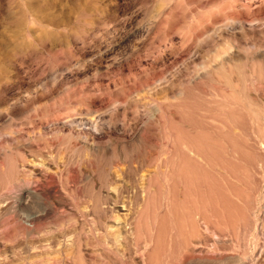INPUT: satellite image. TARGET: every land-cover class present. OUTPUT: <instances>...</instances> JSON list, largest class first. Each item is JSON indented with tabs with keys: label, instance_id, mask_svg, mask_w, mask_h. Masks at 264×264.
I'll return each mask as SVG.
<instances>
[{
	"label": "rangeland",
	"instance_id": "obj_1",
	"mask_svg": "<svg viewBox=\"0 0 264 264\" xmlns=\"http://www.w3.org/2000/svg\"><path fill=\"white\" fill-rule=\"evenodd\" d=\"M263 147L264 0H0V264H145L180 222L175 264H264ZM181 159L207 184L176 219Z\"/></svg>",
	"mask_w": 264,
	"mask_h": 264
},
{
	"label": "bare ground",
	"instance_id": "obj_2",
	"mask_svg": "<svg viewBox=\"0 0 264 264\" xmlns=\"http://www.w3.org/2000/svg\"><path fill=\"white\" fill-rule=\"evenodd\" d=\"M249 0H247V2H248ZM252 1V0H251ZM247 5V4H246ZM249 5V4H248ZM38 111V110H37ZM253 112V111H252ZM38 114V113H37ZM58 115V114H57ZM55 116V115H54ZM256 120V119H255ZM93 121V120H92ZM92 121H90V122H87V124L89 125V126H91V127H93L94 129H99L98 128V125H97V123H94V121L92 122ZM96 122V121H95ZM88 126V127H89ZM100 127V126H99ZM86 140H87V137H84ZM197 138V137H196ZM205 138V137H204ZM203 139V138H202ZM181 141V140H180ZM218 141V140H217ZM212 142V141H211ZM217 143V142H216ZM262 143V142H261ZM223 144V143H222ZM192 147V146H191ZM264 148V147H263ZM193 151H194V154H195V157L194 158H196V159H198L200 162L201 161H204L205 160V158H204V152H203V146L201 145V146H199V147H197V148H194L193 147ZM174 151V150H173ZM171 153V152H170ZM169 153V154H170ZM173 153V155H174V152H172ZM211 153V152H210ZM206 156V155H205ZM180 158H182V157H180ZM35 159V158H34ZM171 159H172V157H169V158H165L164 159V162L165 163H167V162H174L173 161V159H172V161H171ZM186 159V158H185ZM185 159H181V161H179V164L177 165V167H176V165H174V164H172V165H170L171 167L169 168V170L167 171L168 172V176H167V178H168V180H166V181H169V184H173V185H171L172 186V190H174L175 191V186L177 185L176 183H179V182H181V187H182V193H181V199H177V196H175L174 197V211H175V213H177V216H176V219H178L179 218V216L178 215H180V211H181V209H185L186 208V203H187V201L188 200H190V199H188V197H190L189 196V194H190V189H191V184H197V187H198V190L200 189V187H201V184L203 185V184H207L205 181V173H204V168H203V164L202 163H199L200 165L199 166H197V172L195 173H191V171H190V169L187 167V162L185 161ZM180 160V159H179ZM207 160V159H206ZM20 161V160H19ZM27 161V160H26ZM35 161V160H34ZM28 162V161H27ZM32 162V161H31ZM41 162V161H40ZM207 162V161H206ZM261 162V161H260ZM32 164V163H31ZM34 164V163H33ZM177 164V163H176ZM41 165V164H40ZM168 166V165H167ZM195 166V165H194ZM35 168V167H34ZM163 168H165L164 166H163ZM166 169H164V171H165ZM42 171V170H41ZM43 172H44V170H43ZM149 172V171H148ZM193 172V171H192ZM50 173V172H49ZM149 173H151V172H149ZM166 173V172H165ZM47 174V173H46ZM148 174V173H147ZM145 175L144 176V174H143V177H140V178H142L141 179V181H143V184H148L147 185V187H146V189L145 190H143V192H144V195H143V200H144V202L145 203H147V202H149L150 200H151V192L153 191H151L150 190V184H154L153 183V175ZM152 174V173H151ZM210 174V173H209ZM49 175V174H48ZM192 175H195L194 177H192ZM47 176V175H46ZM137 174H134L133 176H131V180H132V184H137V182H138V178H137ZM141 176V175H140ZM119 177V176H118ZM15 178V177H14ZM26 178V177H25ZM27 179H29V178H27ZM47 179V178H46ZM46 179H44V181L46 180ZM24 180V179H23ZM140 180V179H139ZM20 181H21V179H20ZM35 181V180H34ZM26 182V181H25ZM39 182V181H38ZM47 182V181H46ZM13 183H14V181H13ZM28 183H29V181H28ZM27 183V184H28ZM32 183V182H31ZM12 184V183H11ZM30 184V183H29ZM41 184V183H40ZM27 186V185H26ZM35 186H37V185H35ZM34 187V186H33ZM153 188V187H152ZM33 189V188H32ZM31 189V190H32ZM124 189V188H123ZM138 189V188H137ZM166 189V188H165ZM179 189V188H178ZM35 190V189H34ZM120 190V189H119ZM118 190V191H119ZM129 190V189H128ZM133 190V189H132ZM155 190V189H154ZM171 190V189H170ZM192 190V189H191ZM168 191V190H167ZM202 190L200 189V191H196V197L197 198H199V200H203V194H202V192H201ZM204 191V190H203ZM55 192V191H54ZM117 192V191H116ZM153 193V192H152ZM171 193L173 194V192L171 191ZM29 194V193H28ZM31 194V193H30ZM126 194V193H125ZM31 195H33V194H31ZM30 195V196H31ZM35 195V194H34ZM116 195V194H115ZM171 195V194H170ZM169 195V196H170ZM245 195V194H244ZM164 196V195H163ZM26 197H28V196H26ZM33 197V196H32ZM35 197V196H34ZM117 197V196H116ZM24 200V199H23ZM115 200V199H114ZM113 200V201H114ZM122 200H123V198H122ZM165 200V199H164ZM169 200H170V197H169ZM119 201V200H118ZM192 201V200H191ZM243 201V200H242ZM21 202V201H20ZM27 202V201H26ZM25 201L24 202H22V204L23 205H26L25 203H26ZM29 202V201H28ZM34 202V201H33ZM126 202V201H125ZM144 203V204H145ZM30 204V203H29ZM123 204H124V201H123ZM126 204H129V203H127L126 202ZM150 204V203H149ZM18 205V204H17ZM113 205V204H112ZM147 206V205H146ZM194 206V205H193ZM17 207V206H16ZM116 207V206H115ZM258 207V206H257ZM256 207V208H257ZM119 208H120V210L123 212V215L126 217V218H128V220L129 221H131V220H135V222H134V224L137 222V220L135 219V217L133 218L132 217V215H131V211L132 210H129L128 208H127V206L124 204V205H121V206H119ZM226 208V207H225ZM106 209V208H105ZM110 209V208H109ZM189 209V208H188ZM147 210V209H146ZM200 210V209H199ZM203 210V209H202ZM118 211V210H117ZM179 211V212H178ZM201 211V210H200ZM163 213H164V211H163ZM185 213V212H184ZM198 213V212H197ZM122 214V213H121ZM141 214V213H140ZM203 214V213H202ZM227 214V213H226ZM138 215V214H137ZM164 215V214H163ZM200 215V217H202L203 218V216H201V213L199 212V214H198V216ZM119 216V215H118ZM135 216V215H134ZM261 216V215H260ZM124 217V218H125ZM178 217V218H177ZM197 217V216H196ZM199 217V218H200ZM99 218V217H98ZM104 218V217H103ZM199 218H197V219H199ZM139 219V218H138ZM141 219V218H140ZM143 219H145V218H143ZM34 220V219H33ZM119 220V219H118ZM121 220V219H120ZM127 220V221H128ZM179 220H181V218L179 219ZM200 221H201V223H202V219H199ZM230 220V219H229ZM117 221V220H116ZM122 221H124V219L122 220ZM126 221V222H127ZM129 221H128V224H129ZM182 221V220H181ZM200 221H199V223H200ZM103 222H105L104 220H103ZM120 222V221H119ZM118 222V223H119ZM125 222V221H124ZM124 222H120V223H124ZM126 222H125V224H119L120 226V231H121V235L124 237V236H127L128 234H130V231H128L127 230V228H126ZM142 222H143V220H142ZM161 222V221H160ZM159 222V223H160ZM242 222V221H241ZM139 223V222H138ZM162 224H163V222H161ZM179 223V222H178ZM210 223V222H209ZM260 223V222H259ZM114 224H115V222H114ZM137 224V223H136ZM158 224V223H157ZM180 227H178V229H176L174 232H172V233H170V232H167V233H165V232H163L164 230L162 229H160V230H158V232H157V234H156V236L154 237V239L152 240L153 242H151V244H152V246H148V245H150V243L147 245L148 247H145V252H144V256H145V264H163V263H165V264H175V260H176V253H175V251L173 250V251H170L171 253H167L166 251V249L164 248V243H165V241L169 238V245H171L170 247L172 248V249H178V247H177V245H181V248H182V245H183V251L182 252H180V250H182V249H179L178 251L180 252V254L181 253H183V255L184 254H191V253H194L195 252V250L197 249V248H194L195 247V244H192L191 243V239L190 240H188V237L189 236H186V235H189V234H186V232H184V230H183V228L184 227H182V222H180ZM201 225V224H200ZM240 225V224H239ZM110 226V225H109ZM116 226V225H115ZM131 226V225H130ZM129 226V227H130ZM133 226V225H132ZM202 226V225H201ZM243 226H244V224H243ZM243 226L242 227H240L241 229L243 228ZM246 226V225H245ZM254 226V225H253ZM159 227L161 228V226H160V224H159ZM182 227V228H181ZM216 227V226H215ZM220 227V226H219ZM131 229L133 228V227H130ZM156 228V227H155ZM226 228V227H225ZM245 228V227H244ZM58 229V228H57ZM115 229V228H114ZM137 229H138V227H137V225H135L134 226V228H133V231L135 232V231H137ZM157 229H159L158 227H157ZM197 229V228H196ZM199 229V228H198ZM210 229V228H209ZM215 229V228H214ZM221 229V228H220ZM101 230V229H100ZM130 230V229H129ZM155 230V229H154ZM230 230H232V229H230ZM229 230V231H230ZM258 230V235H256V236H260L259 237V240H261V241H264V225H257V229H256V231ZM61 231V230H60ZM116 231H118V230H116ZM211 231V230H210ZM246 231V230H245ZM62 232V231H61ZM132 232V231H131ZM215 232H218V231H215ZM220 232V231H219ZM221 232H223V230L221 231ZM240 232V231H239ZM243 232V231H242ZM105 233V232H104ZM169 233V235H167ZM211 233V232H210ZM257 233V232H256ZM113 234H114V232H113ZM132 234V233H131ZM223 234H224V232L223 233H221V236H223ZM233 234V233H232ZM243 234V233H242ZM208 235V234H207ZM206 235V236H207ZM211 235V234H210ZM209 235V236H210ZM220 234H218V236L217 237H219L220 239H218L217 241H220L221 239H223V238H221L220 236H219ZM67 236V235H66ZM117 236V235H116ZM205 235H204V233H202V231L200 230L198 233H197V238L199 239V241H200V243H205V241H206V237ZM226 236V235H225ZM225 236H224V238H225ZM233 236V235H232ZM236 236V235H235ZM61 237V236H60ZM120 237V236H119ZM244 236H242V238H243ZM246 237V236H245ZM53 238V237H52ZM167 238V239H166ZM195 238V237H194ZM227 238V237H226ZM256 238H258V237H256ZM256 238H255V240H256ZM67 239V238H66ZM214 239V238H213ZM229 239V238H228ZM55 239H53V241H54ZM58 240H59V238H58ZM230 240V239H229ZM229 240H228V242H229ZM233 240V239H232ZM50 241H51V239H50ZM56 241V240H55ZM150 241V240H149ZM168 241V240H167ZM167 241H166V244H167ZM198 240L196 241V242H199ZM211 241H214V240H211ZM257 241V240H256ZM255 241V242H256ZM59 242V241H58ZM63 242V241H62ZM194 242V241H193ZM234 242V241H233ZM245 242H246V240H245ZM248 242V241H247ZM55 243V242H54ZM214 243V246L215 245H217V247L219 248V242H213ZM215 243H218V244H215ZM243 243V242H242ZM257 243H258V241H257ZM263 243V242H262ZM198 245H199V243H197ZM196 244V247L198 246ZM211 244V243H210ZM230 244V243H229ZM244 245H247V244H245V243H243ZM242 244V245H243ZM57 245V244H56ZM59 245H60V243H59ZM63 245V244H62ZM77 245V244H76ZM184 245H185V247H184ZM194 245V246H193ZM206 245H209L208 243H206L205 244V246ZM222 245H224V244H222ZM227 245V244H226ZM254 245V244H253ZM258 245V244H257ZM52 246V245H51ZM61 246V245H60ZM79 246V245H78ZM85 246V245H84ZM173 246V247H172ZM202 246H204V245H202ZM204 246V247H205ZM248 246V245H247ZM38 247V246H37ZM46 247V246H45ZM59 247V246H58ZM75 247V246H74ZM176 247V248H175ZM220 247H221V245H220ZM225 247V246H224ZM229 247V246H228ZM244 247V246H243ZM44 248V247H43ZM54 248V247H53ZM55 248H57V247H55ZM200 248V247H199ZM49 249V248H48ZM79 249V248H78ZM201 249H205V248H201ZM221 249V248H220ZM226 249H228L227 247H226ZM264 249V248H263ZM41 250V249H40ZM47 250V249H46ZM50 250V249H49ZM55 250V249H54ZM57 250H59L60 251V248L59 249H57ZM198 250H200V249H198ZM222 250H223V248H222ZM222 250H218V251H222ZM35 251H36V249H35ZM104 251H107V250H104ZM204 251V250H203ZM213 251V250H212ZM217 251V250H216ZM228 251V250H227ZM245 251H247V249L245 250ZM249 251V250H248ZM255 251V250H254ZM29 252V251H28ZM33 252V251H32ZM37 252V251H36ZM67 252V251H66ZM66 252H63V253H66ZM75 252V251H74ZM169 252V251H168ZM177 252V251H176ZM209 252V251H208ZM262 253L264 252V251H261ZM27 253V252H26ZM25 253V254H26ZM35 253V252H34ZM48 253V252H47ZM61 253V252H60ZM138 253V252H137ZM140 253V252H139ZM203 253V252H202ZM206 253V252H205ZM219 253V252H218ZM244 253H246V252H244ZM258 253V252H257ZM262 253H260V255H263ZM52 254V253H51ZM54 254V253H53ZM55 254H56V251H55ZM179 254V255H180ZM38 255V254H37ZM36 255V256H37ZM48 255V254H47ZM58 255V254H57ZM70 255V253L68 254V256ZM74 255V254H73ZM197 255H199V254H197ZM196 255V256H197ZM201 255V254H200ZM199 255V257L198 258H194L193 259V257H192V259H190V256H192V255H190L189 256V259L187 260L188 262H192V261H194V264H206L207 262H209L208 260H206L204 257L202 258L201 256ZM53 256V255H52ZM51 256V257H52ZM180 256H182V254L180 255ZM195 256V255H194ZM238 256V255H237ZM47 256H45V258H46ZM50 257V256H49ZM56 257V256H55ZM58 257V259H59V257H61V255L60 256H57ZM207 257V256H206ZM222 257V256H221ZM236 257V256H235ZM253 257H254V255H253ZM258 257H261V256H258ZM263 257H264V255H263ZM37 258V257H36ZM53 258H54V256H53ZM53 258H51V259H53ZM65 258V257H64ZM69 258V257H68ZM132 258V257H131ZM50 259V258H49ZM57 259V260H58ZM61 259V258H60ZM163 259H165V260H163ZM218 259V258H217ZM263 258H261V260H262ZM37 260V259H36ZM47 260V259H46ZM54 260H55V258H54ZM143 260V259H142ZM163 260V261H162ZM192 260V261H191ZM209 260H211V259H209ZM212 260H213V258H212ZM258 260H259V258H258ZM8 261V260H7ZM37 261H41V259L40 260H37ZM50 261V260H49ZM71 261V260H70ZM220 261V260H219ZM43 262H45V264H47L46 262L47 261H43ZM66 262V261H65ZM131 262V261H130ZM212 262V261H211ZM215 262V261H214ZM260 262V261H259ZM33 263V262H32ZM74 263V262H73ZM142 263V262H141ZM182 263V262H181ZM38 264V263H37ZM44 264V263H43ZM55 264V263H54ZM79 264V263H78ZM185 264V263H184ZM190 264V263H189ZM191 264H193V263H191ZM211 264V263H210ZM217 264H218V262H217Z\"/></svg>",
	"mask_w": 264,
	"mask_h": 264
}]
</instances>
